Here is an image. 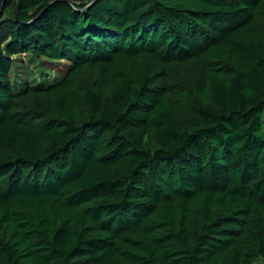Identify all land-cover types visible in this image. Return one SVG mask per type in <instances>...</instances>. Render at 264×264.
<instances>
[{"label": "trees", "instance_id": "trees-1", "mask_svg": "<svg viewBox=\"0 0 264 264\" xmlns=\"http://www.w3.org/2000/svg\"><path fill=\"white\" fill-rule=\"evenodd\" d=\"M0 264H264V0H0Z\"/></svg>", "mask_w": 264, "mask_h": 264}, {"label": "rangeland", "instance_id": "rangeland-1", "mask_svg": "<svg viewBox=\"0 0 264 264\" xmlns=\"http://www.w3.org/2000/svg\"><path fill=\"white\" fill-rule=\"evenodd\" d=\"M21 68L26 72L30 81L39 82L44 80L46 68L42 65L41 60H36L30 55H22L20 57ZM51 77L54 76L53 73L50 74Z\"/></svg>", "mask_w": 264, "mask_h": 264}]
</instances>
